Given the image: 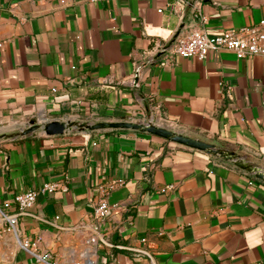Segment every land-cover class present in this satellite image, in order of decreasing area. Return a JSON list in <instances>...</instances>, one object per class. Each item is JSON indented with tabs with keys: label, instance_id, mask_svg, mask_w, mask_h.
<instances>
[{
	"label": "crops",
	"instance_id": "obj_1",
	"mask_svg": "<svg viewBox=\"0 0 264 264\" xmlns=\"http://www.w3.org/2000/svg\"><path fill=\"white\" fill-rule=\"evenodd\" d=\"M261 20L264 0H0V206L44 183L67 188L38 193L18 218L30 251L0 236L8 264H263L264 183L232 162L133 130L2 134L152 121L264 172V57L160 64L188 30L214 37ZM116 181L104 243L92 213Z\"/></svg>",
	"mask_w": 264,
	"mask_h": 264
},
{
	"label": "built area",
	"instance_id": "obj_2",
	"mask_svg": "<svg viewBox=\"0 0 264 264\" xmlns=\"http://www.w3.org/2000/svg\"><path fill=\"white\" fill-rule=\"evenodd\" d=\"M62 5L69 3H77L81 0H58ZM227 51L235 55L236 59L241 60L251 56L264 57V20H261L256 25L249 27H241L239 29H229L221 35L209 37L201 29L193 28L186 33L181 34L176 39V42L171 47L161 49L164 54V60L161 65H166L171 62V56L176 55L181 58H195L203 60L209 52ZM154 63V60H149ZM55 91V90H53ZM145 125H154L152 121L143 123ZM158 126V125H156ZM122 184V181H116L107 186V190L102 192L94 205L92 213V229L95 236L102 242H106L100 235V225L105 221L115 206H111L107 202V192L111 191L115 186ZM57 191L65 192L67 188L59 183H44L38 190H32L16 195L10 204L15 207L14 213H8L6 210L10 204L3 203L0 206V236L5 232H11L20 248L25 251H30L33 247L26 241H21L17 236V221L21 216L26 215L34 206L36 196L40 194H52ZM54 224V222H46ZM36 263H47L50 259L49 253L34 254ZM82 264V263H74ZM91 264V263H85ZM261 264V263H259ZM264 264V263H263Z\"/></svg>",
	"mask_w": 264,
	"mask_h": 264
},
{
	"label": "water",
	"instance_id": "obj_3",
	"mask_svg": "<svg viewBox=\"0 0 264 264\" xmlns=\"http://www.w3.org/2000/svg\"><path fill=\"white\" fill-rule=\"evenodd\" d=\"M72 128L71 123L50 121L42 126L31 123L30 127L20 131V136H27L34 131L41 129L47 136L63 135ZM81 128L89 131L98 130H133L142 133H148L150 135L162 138L171 143L184 146L186 148L204 152L208 155L219 157L225 161L232 162L236 167L252 174L257 180L264 183V172L257 167L250 165L245 159L239 157L232 151L221 150L215 145L196 140L182 134L174 133L166 128L156 125H145L143 123H131V122H97V123H83ZM2 136H0L1 138Z\"/></svg>",
	"mask_w": 264,
	"mask_h": 264
},
{
	"label": "rangeland",
	"instance_id": "obj_4",
	"mask_svg": "<svg viewBox=\"0 0 264 264\" xmlns=\"http://www.w3.org/2000/svg\"><path fill=\"white\" fill-rule=\"evenodd\" d=\"M21 130L22 129H19V127H15L14 129H7L6 131L2 130V134H4L5 137H8L9 139H11V138H15L16 136H18ZM84 130L85 129L81 128V123H74L71 129V131L73 132H79V131H84ZM8 257H9L8 249L6 251L0 250V264H8Z\"/></svg>",
	"mask_w": 264,
	"mask_h": 264
}]
</instances>
